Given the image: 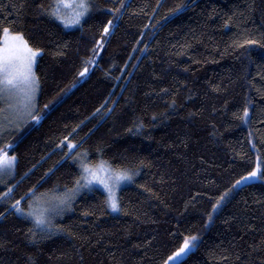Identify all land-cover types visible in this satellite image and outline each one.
<instances>
[{
  "label": "trees",
  "instance_id": "16d2710c",
  "mask_svg": "<svg viewBox=\"0 0 264 264\" xmlns=\"http://www.w3.org/2000/svg\"><path fill=\"white\" fill-rule=\"evenodd\" d=\"M53 3L0 0V43L8 28L43 50L42 119L0 137L17 158L0 182V264H168L193 235L181 264H264V181L236 183L258 164L264 172V0H92L82 29L47 15ZM248 39L259 43L236 46ZM62 141L92 163L101 148L113 164L147 166L121 190L127 214L84 190L53 220L63 231L33 243L12 204L73 186L80 169Z\"/></svg>",
  "mask_w": 264,
  "mask_h": 264
},
{
  "label": "snow or ice",
  "instance_id": "6c2138e0",
  "mask_svg": "<svg viewBox=\"0 0 264 264\" xmlns=\"http://www.w3.org/2000/svg\"><path fill=\"white\" fill-rule=\"evenodd\" d=\"M123 6V4L120 5V7ZM94 7L95 5L92 3V0H54L50 9L45 11L51 18L59 21L65 29L77 27L82 29V21L90 15ZM182 7L183 5L179 6L177 11ZM112 11H119V9H110L109 13ZM116 18L119 19V17ZM110 28H115L112 20L107 21L103 28V33L108 34ZM2 34L4 39L0 43V97L7 94L9 98H15V105L10 103L8 106L16 108L17 128L22 127L29 120L35 121L38 124L42 119L35 104V95L39 90V78L33 71V65L36 57L43 50L31 47L22 33L10 34L9 29L4 28ZM257 43L259 42L256 40L248 39L242 43L237 42L236 46L244 47L245 44ZM261 46L264 47V45ZM89 63H92V61H85L86 65ZM88 70V67L85 66L79 75L85 76ZM47 107L48 105L45 104L44 108ZM108 111H111V109ZM238 118L245 123L248 122L247 107L244 108L243 115ZM142 127L143 124L140 123L135 126V131L132 128H129L128 131L135 135L139 133V129ZM3 129L4 125L0 123V131ZM65 140L67 141L68 138L65 137ZM61 146L67 148L70 154L69 158L73 159L80 169V173L75 179L73 186L68 187L65 185L62 191L58 188H53L43 192L33 188L27 194L26 200L25 197H21L12 204V208L16 213L31 221L33 228L30 231L32 232L31 240L33 243L37 242L36 235L38 232L42 236L50 238L52 235L63 231L62 228L53 223V218L62 215L66 210H72L76 197L84 190L90 192L102 190L106 194L104 204L108 209L112 212H124L127 214L121 206L120 193L122 186L135 183V177L140 174V168L147 166L144 160H140L134 166H130L129 164H113L110 160L104 158L101 148L96 149L99 157L98 162L92 163L89 159L88 151L80 150L83 147L82 145L78 148L71 141H68L67 144H64V141H62ZM5 147L11 146L6 145ZM73 149H76V151H73ZM16 159L15 155L9 156L7 151L0 148V177L11 175L14 172ZM122 159L127 160V157ZM250 179L264 181V172L260 171L259 164L247 176L242 177L236 183L240 184L242 181L247 183ZM11 192L12 188L9 187L3 195L7 196ZM221 200H224L223 196L212 206V213H215L221 207ZM21 201L25 202L26 207L21 206ZM212 213L208 215L209 223L212 222ZM87 214L85 213V215ZM196 240L197 237L194 235L186 236L182 246L169 256L168 260L172 261V264H181L182 257L186 256L195 247L194 242Z\"/></svg>",
  "mask_w": 264,
  "mask_h": 264
},
{
  "label": "rangeland",
  "instance_id": "374dc122",
  "mask_svg": "<svg viewBox=\"0 0 264 264\" xmlns=\"http://www.w3.org/2000/svg\"><path fill=\"white\" fill-rule=\"evenodd\" d=\"M38 57L39 56L36 57L35 63L33 65V71L34 72H35L36 62H37ZM38 96H39V90L37 91V93L35 95L36 107H37ZM0 99L3 102V110H2L1 115H0V123H2L4 125V129L2 131H0V137H1L4 133H6V131H12V130H15V129H18V128L16 127V123H17L16 108L8 106L10 103L15 105V98L14 97L13 98H9L7 96V94H5L3 97H0ZM14 172H15V170H14ZM14 172L11 175H5L3 177H0V182H8L9 180H11L14 177ZM125 185H123L122 188ZM67 211L68 210H66L64 213H66ZM59 216H61V215H59ZM59 216H55L53 218V220L56 217H59ZM168 264H172V261H169Z\"/></svg>",
  "mask_w": 264,
  "mask_h": 264
}]
</instances>
